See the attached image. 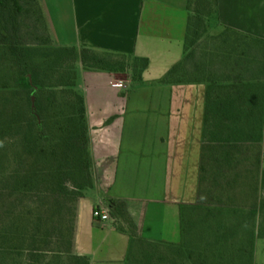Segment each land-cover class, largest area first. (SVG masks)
Returning a JSON list of instances; mask_svg holds the SVG:
<instances>
[{"label": "trees", "instance_id": "16d2710c", "mask_svg": "<svg viewBox=\"0 0 264 264\" xmlns=\"http://www.w3.org/2000/svg\"><path fill=\"white\" fill-rule=\"evenodd\" d=\"M188 10L185 53L160 81L205 84L196 200L180 204L178 242L143 236L124 199H108L111 219L129 235L126 264H255L264 38L222 24L218 0H189ZM212 18L221 31L210 32ZM47 29L40 0H0V264H90L74 248L76 204L93 184L78 53L54 45ZM201 34L209 44L190 68ZM80 57L84 68L131 70L134 79L149 63L92 47Z\"/></svg>", "mask_w": 264, "mask_h": 264}, {"label": "crops", "instance_id": "0c3cea01", "mask_svg": "<svg viewBox=\"0 0 264 264\" xmlns=\"http://www.w3.org/2000/svg\"><path fill=\"white\" fill-rule=\"evenodd\" d=\"M56 46H73L93 184L77 201L74 248L90 264H126L129 235L96 206L124 199L141 234L181 239L180 204L196 200L203 82H161L185 53L189 0H40ZM220 22L264 38V0H218ZM147 57L133 71L84 68L81 49ZM123 80L119 88L115 81ZM264 158L260 175L262 195Z\"/></svg>", "mask_w": 264, "mask_h": 264}, {"label": "rangeland", "instance_id": "374dc122", "mask_svg": "<svg viewBox=\"0 0 264 264\" xmlns=\"http://www.w3.org/2000/svg\"><path fill=\"white\" fill-rule=\"evenodd\" d=\"M200 8H203V5H200ZM192 9H196V4L193 3ZM212 23H213V27H211V30H210L211 33H217V32H219V31L222 30V25L217 24V20H215L214 18H212ZM207 44H209V38L207 36L201 34L198 37V39L196 40V43L193 46V48L196 49V54H195L194 60H189V67L190 68H192V63H195V62L199 61L203 57L204 53L202 52V49L201 48H202V46L207 45ZM198 168H199V165H198ZM67 186L70 189L73 188L72 182L70 180L67 181ZM87 190H88V188L85 189V192ZM260 196L261 197H264V177H263L262 195L260 193ZM154 260H158V257H154ZM255 264H264V237L257 238L256 254H255Z\"/></svg>", "mask_w": 264, "mask_h": 264}, {"label": "built area", "instance_id": "2783aa9c", "mask_svg": "<svg viewBox=\"0 0 264 264\" xmlns=\"http://www.w3.org/2000/svg\"><path fill=\"white\" fill-rule=\"evenodd\" d=\"M114 84L116 87H119V88H123L126 86V83L123 82V80H117V81H115ZM93 214L99 220L111 219L110 208L102 206V205L96 206L94 211H93Z\"/></svg>", "mask_w": 264, "mask_h": 264}]
</instances>
